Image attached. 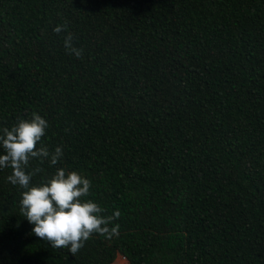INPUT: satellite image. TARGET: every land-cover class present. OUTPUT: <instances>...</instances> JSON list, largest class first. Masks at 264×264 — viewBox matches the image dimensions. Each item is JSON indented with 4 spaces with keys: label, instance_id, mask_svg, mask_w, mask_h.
Here are the masks:
<instances>
[{
    "label": "trees",
    "instance_id": "1",
    "mask_svg": "<svg viewBox=\"0 0 264 264\" xmlns=\"http://www.w3.org/2000/svg\"><path fill=\"white\" fill-rule=\"evenodd\" d=\"M33 112V183L78 171L119 235L52 248L0 169V264H264V0H0V129Z\"/></svg>",
    "mask_w": 264,
    "mask_h": 264
},
{
    "label": "clouds",
    "instance_id": "2",
    "mask_svg": "<svg viewBox=\"0 0 264 264\" xmlns=\"http://www.w3.org/2000/svg\"><path fill=\"white\" fill-rule=\"evenodd\" d=\"M53 30L57 34L66 31L67 21ZM73 39L68 32L64 47L70 55L80 58L83 49L74 47ZM48 128V121L33 112L31 118H18L12 126L0 129V169L10 168L7 181L23 189L20 213L33 225L31 234L52 248L66 249L75 256L94 235L108 239L118 236L120 225L114 221L121 213L116 210L106 214L105 208L87 199L92 181L78 171L58 167L50 176L33 183V177L43 171L39 166L29 170L33 160L41 164L47 160L55 166L63 157L62 147L51 151L43 142Z\"/></svg>",
    "mask_w": 264,
    "mask_h": 264
},
{
    "label": "rangeland",
    "instance_id": "3",
    "mask_svg": "<svg viewBox=\"0 0 264 264\" xmlns=\"http://www.w3.org/2000/svg\"><path fill=\"white\" fill-rule=\"evenodd\" d=\"M114 264H125L123 258H121L120 256H116V258L114 259Z\"/></svg>",
    "mask_w": 264,
    "mask_h": 264
}]
</instances>
